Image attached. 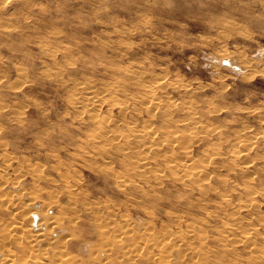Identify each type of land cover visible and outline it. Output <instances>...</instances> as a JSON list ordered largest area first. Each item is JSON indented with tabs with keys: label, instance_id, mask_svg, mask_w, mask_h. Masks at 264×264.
<instances>
[{
	"label": "rangeland",
	"instance_id": "obj_1",
	"mask_svg": "<svg viewBox=\"0 0 264 264\" xmlns=\"http://www.w3.org/2000/svg\"><path fill=\"white\" fill-rule=\"evenodd\" d=\"M8 2L4 10H0V19L5 26V28H0L2 30H0V145L3 144V147L0 146V180L5 181L2 184L0 182V196H3L0 201L8 200L9 202L11 200L10 205L14 202L12 207L17 215H20L24 208V210L27 209L28 212L24 213L26 214L24 218L31 220V223H37L44 212V210L41 212L42 208L44 209L43 202L54 200L49 199L50 192H57L59 202L57 199L56 203H62L61 206L64 208L69 207L63 181L67 177V180L76 182L74 189L81 191L78 194L77 204L74 203V207L77 205L78 209H75L78 212L74 208L73 212H71L72 209H66L67 213L63 215L64 218L67 217L64 221L74 219V227L67 231L71 235L68 241V250L71 254L76 256L79 254V257L88 259L91 245L94 246L97 242L95 235L97 231L92 221L90 222L94 216L91 215L92 209L96 208L94 213H98L97 210L100 209L91 205L96 200L112 201L113 199V202H116L117 214L112 219L113 222L117 219L118 224L120 222L119 229L121 228L122 231L127 222L140 228L144 221L145 225L147 222H152L156 233L160 231L163 222L171 224L168 225L171 230L174 228L177 230L175 215L182 214L184 211L181 209L189 212L188 208L183 205L186 195L178 183H173L171 179H168L170 178L168 175L164 176L159 183L156 181L153 173L155 167L159 165H150L152 166L150 171L154 169L152 174L137 177L129 174L128 168L127 170L125 168L127 166L124 165L130 159L132 160L131 156L113 154L102 158L93 154L96 152L94 149L99 148L100 150V147L92 146L87 142V137L90 138V134H94V125L89 122L88 114L81 113L82 109L71 106L66 99L68 94L75 92L78 86L85 83L91 84L95 87L94 94L101 96L96 88H102L106 83H112L115 80L124 81L123 89L120 88L115 93L103 94L105 99L102 106L96 111L93 110L100 116L105 114L112 117L111 119L116 120L115 124L121 129H124L128 120L131 121L129 115L132 114L125 115L127 120H124L123 125L118 106L110 104L112 103L111 98L117 96L118 99H124L132 94L138 95V92L143 93L142 86L137 81L134 82L135 76H137L136 80L139 79L138 77L141 79L142 76L137 75L140 72L145 75L143 76L145 79L150 80L155 75L156 78L160 76V79L165 80L162 81L166 84L168 94L162 96L157 92L162 100L166 99L165 102L173 105L172 102L176 101L175 106L178 104L187 109L186 105L183 106L186 103H179L195 101L193 102L195 109L192 111H198L195 114L199 115L195 116L209 124L214 131H222L225 136L223 139L233 138L237 133L244 132L245 128L250 137L264 133V0H8ZM65 48L68 50L66 51ZM16 66L21 69L18 71L19 74ZM122 67H130L137 74L134 73L135 76L128 77ZM57 68L60 69V76L55 74L57 73L55 70L58 71ZM133 77H135L134 81ZM169 83H172L174 87ZM180 86L182 89L179 88L178 91ZM187 87L188 91L194 90V92L185 94L182 90ZM125 94L127 95L124 96ZM134 106L140 110V113H135L139 115L134 117L139 120H135V126L142 128L141 123L149 117L142 112L140 105L135 104ZM212 107L213 110H211ZM177 109H179L178 106ZM212 111L215 113L209 114ZM181 113L178 114L175 111L173 116L165 117V119L163 117L159 119L160 116L155 117L151 127L161 134L162 128L167 124L173 125L176 121H181L176 122L175 125L180 126L176 133L182 134L186 130H183L181 124L187 118L184 117V112ZM202 115L206 120L202 118ZM179 116L183 118L180 119ZM164 120L171 121L167 123ZM196 129H198L196 131H202L199 128ZM200 133L199 140L184 143L189 145V150L191 149L189 154H193L191 161L196 162L199 158L203 160L205 157L201 158V155L203 156L207 149L218 154L216 165L222 161L223 166L227 167L222 168V164H219L220 167L216 166L218 169L216 168L215 173H210L211 178L208 177L210 179L207 180L209 183L206 185L215 187L210 188L211 191L216 189L209 194L208 209L214 210L213 205L216 203L214 200H220L222 197L220 195H227L226 198H230L232 203L240 201L237 203L247 204L253 200L249 204L257 203L255 205H258L259 214L253 211L250 213L252 218L249 219L254 222L253 224H257V219L264 216L262 142H258L254 145L256 147L253 146L254 148L247 151L249 157L253 156L250 157L252 165L249 164L252 171L248 169V174L241 176L240 173H233L228 169L231 162L227 157L225 158L226 152L228 154L230 150H238V147L232 146L231 141H223L221 144L223 139L214 136L210 140L215 142L212 141L211 144L207 136L204 135L206 137L204 138L202 132ZM216 140L220 142L217 143L219 148L216 147ZM215 149H218L219 153ZM171 153L177 154L179 150L175 147L174 150L168 152V156ZM222 154H224L223 157ZM4 158L11 159L9 166H5ZM59 159L60 162L57 161ZM26 164L30 168L40 164L45 179L34 181L30 174H25ZM161 164L158 168L164 167L163 163ZM56 167L58 169H55ZM108 170L110 173L125 175L127 178L132 176L131 179H134L137 188L129 186L127 190L131 194L127 197L116 185L115 176L117 175L108 174ZM218 173L223 174L218 177L220 180L227 177L226 180L228 179V183L232 180L231 183H227L228 185L219 183L220 181L215 176H218ZM249 174L253 180L249 178ZM33 183L39 185L41 192L37 194V198L29 201L28 197L33 193L32 190L38 189V186ZM248 184V187L252 188L250 192L257 191L253 194L255 196H249L245 192L244 188L247 189ZM259 190H263L262 193ZM193 195L198 197L196 193ZM246 196L250 198H245ZM84 199L88 202L94 199L95 202L93 200L88 203ZM244 199L247 200L244 202ZM81 200L84 202L82 203ZM119 202L120 205H118ZM57 210L56 205H50L47 213L45 212L46 218L50 215L58 217L60 214ZM250 211L251 209L244 213ZM192 212L191 214L198 215L195 219L196 223L199 222V217L202 216ZM122 213L128 215L123 216ZM0 217L7 219V214L0 210ZM39 224L41 229L48 228L45 227L47 223L43 221ZM218 227L220 228V225ZM182 229H184L183 225ZM63 230L57 228L55 232L59 235ZM249 231L245 232V235H251ZM89 233L92 234L89 235ZM110 235L112 236L113 233ZM92 239L95 241L91 242ZM40 249L42 248L39 247L38 251ZM242 249L239 247L238 250V254L242 256V261L238 264H248L246 257H250L249 253ZM49 252L52 254L51 250ZM100 254L102 258L103 255L101 252ZM177 254V250L172 254L171 258L174 263L178 259ZM235 256L228 255L229 258H235ZM231 261L234 262V260ZM188 262L185 264H189ZM232 262L231 264H237ZM13 264L19 263L14 262Z\"/></svg>",
	"mask_w": 264,
	"mask_h": 264
},
{
	"label": "bare ground",
	"instance_id": "obj_2",
	"mask_svg": "<svg viewBox=\"0 0 264 264\" xmlns=\"http://www.w3.org/2000/svg\"><path fill=\"white\" fill-rule=\"evenodd\" d=\"M7 3L9 4L8 0H0V10H4L5 5L7 6ZM6 26H7V24H6ZM0 28H5L4 23L1 22V19H0ZM7 28H8V26H7ZM65 47H67V45ZM65 50L67 51L68 49L65 48ZM50 57H52V56H50ZM124 67H122V68H124ZM244 67H246V66H244ZM15 68H17V66ZM57 69H58V71H56L54 69L55 72H57L55 74L59 75L60 69L59 68H57ZM19 70H21V69L16 70L17 73ZM142 71L143 70H141V72ZM49 73L50 72H48V74ZM124 73L128 77L133 76L134 73L137 74L130 67L124 68ZM142 73H145V72H142ZM150 73H149V76L152 74V73L151 74ZM55 74L53 72L54 77H56ZM154 74H155V72H154ZM158 74H160V73H158ZM158 74H156V76H158ZM20 75H22V74H20ZM53 75H52V77H53ZM137 75L142 76L141 79H140V77H138L139 79L136 80L137 76L134 75L136 78L133 77V81L135 78L134 82L137 81L142 86V88L144 89V91H142L143 93H140L137 91L138 95L132 94L131 96L129 95L130 97H127V98L124 97V99L123 98L118 99L117 96L112 97V98L109 97V98H111V102H112V103H110V102L109 103L111 105L118 106V113L121 116V117L120 116H118V117H120L121 120H123V125H124V120L127 117L125 115L126 114L127 115L132 114V115H129L131 121L128 120L126 122V124L124 125L125 126L124 129H121L120 127H118V125L115 124L117 121L114 119H111L112 117H108L105 114H104V116H102V114L100 116L97 112L95 113L93 111V110L96 111L97 108H100L102 106L104 99H105V97L103 98V96L105 94H111L113 92L115 93L120 88L123 89V87H124L123 82L124 81L122 82V81L115 80L114 82L112 81V83L111 82L106 83L104 85V87H102V88H99V89L96 88L97 92H99V94H101V96L94 94L95 87H93L91 84L85 83L83 85L78 86L75 92L73 91L72 93L68 94L66 99H67V102H69V104L71 106H73L77 109H82L83 112H81V113H86V115L88 114L87 118H88L89 122H91V124L94 125V128H93L94 134L89 133L91 137L90 138L87 137L88 141L86 140L92 146L100 147V150L98 147H96V148H98V150L94 149L96 152H93V154L98 155L102 158H106V157L111 156L113 154L114 155L119 154V155H122L125 157L131 156L132 160L131 159H130V161L128 160L129 162L125 163L124 165L127 166L125 168H126V170L128 168L127 171L129 172V174H131V175L133 174L137 177H142L143 175L147 176L148 174H152L154 169H153V171H150V170H152L151 169L152 166L150 167V165L154 164L156 166H158V165L161 166L162 165L161 163H163V165H164L163 168H158L159 166L155 167L157 170L155 169V172L153 173V175L156 177V179H157L156 181H158V183H159L164 176L168 175V177H170L168 179H171L173 183H178L179 186H181L183 188V192L186 195V197H185L186 199H184L185 201H184L183 205L186 208H188L189 212H185L184 209H181L184 211L183 213L185 215L183 213L180 215H175L174 220L176 219L175 225H176L177 230L175 228L173 229L174 231L171 230L170 227L168 228V225H171V224L166 223L167 224V226H166V224H164V222H163V225L159 224V226L161 225L162 227H161L160 231L158 233H156L157 231L156 232L154 231V225L152 224V222H147L145 225L144 224L145 221H144L142 223L143 226L141 225L140 228H138V227L136 228L132 225V223H130L131 222L130 221L129 222L130 224H128V222H127V224L123 222L124 224H126V227H124V230L122 231L121 228L119 229L120 222H119V224L116 223L117 219H116V222H113L114 216L117 214L116 213L117 208H116V204H115L116 202L114 203L113 199H112V201L105 199V200H101V201L96 200V202H95V200L93 199L95 203H92L91 205L94 206V208L95 207L100 208L99 209L100 211L97 210L98 213L93 212V211L96 212V208L94 210L92 209L91 215H94V216L92 217V220H90V222L92 221V224L94 225V228L97 231V232H95V235L97 237V242L94 246L91 245V248H90L91 252L89 254L90 256L88 257V259L87 258L83 259V258L79 257L78 256L79 254L77 256L74 254H71L70 251L68 250L69 249L68 241L70 240L69 237L71 235L67 231H69L70 229H72L74 227V219H68V220L64 221V219H66L67 217L64 218L63 215L64 214L66 215V213H67L66 209H68V210L72 209L71 212H73L74 211L73 208L75 209L77 207V205H76V207H74V203L77 202L78 194H80L79 193L80 190L77 191L76 190L77 188L74 189V187H75L74 184L76 182H71V181L67 180L66 179L67 177L64 178L65 175L63 174L64 175L63 184H64V187L66 188V192H67L66 195L68 196L67 199L69 200V207L67 206V208L66 207L64 208L63 206H61L62 203H59V204L56 203V201L58 199V195L56 194L57 192L56 193L50 192V196H49L50 198L49 199H54V200H49L47 202L46 201L43 202L44 203L43 204L44 209L42 208L41 212L44 210V212H43L44 214L42 213V215H41L40 219H38L37 223L36 222L31 223L32 222L31 220L29 221L26 218H24V215H26L24 213L28 212L27 209L24 210L25 208L22 210V212H21L22 214L20 213V215H17L15 213V210L12 207V205L14 203L13 199H12L13 203H11L12 205H10V203H9L11 200L9 202H8V200L0 201V210H3L7 214V219H2V217H0V227H2L0 229V264H13L14 262H18L19 264H185L188 261H190V263L188 262L189 264H231V262H232L231 260H234V262H232V263L238 264L242 261V256L238 254L239 253L238 252L239 247H242L243 248L242 250L244 252L249 253L250 257L249 258L246 257L248 264H264V216H263V218L259 217L257 219V221H258L257 224L256 223L253 224L254 222L251 219H249V218H252V217H250L251 212L257 211V213H258V211H259L258 205H255L257 203H254V205L249 204L250 202H253V200L251 199L252 201H250L249 203L246 202L247 204L237 203L240 201H236L235 202L236 204H235L234 202L232 203L230 198L229 199L226 198L227 195H220V196H222V197H220V200H218V201L214 200V202H216L215 205H213L214 210L210 211V209H208L209 208L208 207L209 194H210V192L215 191L216 189L215 190L213 189L211 191L210 188H215V187L207 186L206 183H209L207 180H209L211 178L210 173L214 172L216 170V168L219 166V164H222L221 163L222 161L218 158L221 162L216 165V158H217L218 154L212 152L211 149H210L211 151H208L206 149V151L203 153V156L201 155V158L205 157L203 160H200V158H199L200 161L197 160L198 162L197 161L192 162L191 157L193 154L192 153H191L192 155L189 154V151L191 149L189 150V148H190V147L188 148L189 145L184 144V143H187L188 141L193 140L192 142H194L195 140H199L201 138L199 136V134H201L200 132H202L203 136L204 135L207 136V139H209V140L211 138H213L212 136L217 137L218 139H223V137H225L222 134L223 132L220 131L221 132L220 133L219 131H214L213 128H211V126L209 124H207L206 122H203V120L201 118L195 116L198 114V113L195 114V112H198V111H192L193 109H195L194 108L195 106L193 103L195 101H191L192 103L190 101H188V102L184 101V102L179 103V104L186 103L183 105V106L186 105V107H187V109H186L185 107H182L181 105H178V104L175 106L176 101H174L175 103L172 102L173 103V105H172L170 103L165 102L166 99H165V101L162 100L161 96L157 95V92L161 93L162 96H164V95L168 94V91H166V84H164V82H163L165 80L160 79L161 78L160 76H158L156 78L154 75L155 79H154V77H152L149 80V79H145L143 77L145 75L140 74V72ZM149 76H147V77H149ZM129 79H132V78H129ZM139 84H137V85H139ZM171 84L169 83L170 86H171ZM172 86H173V84H172ZM179 88H181V86L178 87V91H179ZM184 88H186V85ZM173 89H175V88H173ZM182 91L185 92V94H187L189 92L192 94V92H194V90H192V92H191V90L188 91V87H187V89H183ZM169 93H171V91H169ZM126 95L127 94H125L124 96H126ZM112 96H114V95H112ZM165 97H168V96H165ZM170 100H171V98H170ZM108 101H110V100H108ZM135 104L140 105L142 112L145 113L149 117L147 120L144 119V122H145V123L143 122L144 124L141 123L142 128H139V127L137 128L135 126V124H136L135 120L139 121L137 118L136 119L134 118V117L139 116V115H135V113H140L139 112L140 110L134 106ZM177 106L179 109H177ZM214 109H216V108H214ZM11 110H12V108H11ZM211 110H213V107L211 108ZM175 111L178 112V114H179V112L185 113V116L184 115L183 116L186 117L187 119H186V121L182 122L181 126L184 128L183 129L184 131L186 130V132H183L182 134H177L178 132L176 133V130H179L178 128L180 126L175 125V123L177 122V121L175 122V120L178 119L180 116L178 118H176L175 120H173L175 122L173 125L167 124L168 122L170 123L172 118L168 122L166 120H164L167 122L164 124L165 125L167 124V125L165 127L162 126L163 131L161 130V132H162L161 134H158L157 131L153 130L151 125H153V119L155 117L160 116L159 119H161L162 117L165 119V117L173 116ZM213 112L214 111L210 112L209 114H211ZM202 113L208 114L207 112H202ZM108 115L111 116L110 114H108ZM143 115L144 114H142V116ZM197 116H199V115H197ZM203 116L204 115H202V118L205 117V116L204 117ZM182 118L180 117V119H182ZM140 121H141V119H140ZM159 121H161V120H159ZM207 122H208V120H207ZM159 123L161 124V122H159ZM263 123H264V120H263ZM154 127L156 128V126H154ZM196 128H199V130H202V131H196V130H198ZM245 129L243 130L244 132H242L240 134L237 133L235 136H233V138H231V137L224 138L221 141V144H223V141H225V142L231 141L232 146L236 145L238 147V150H236V149L233 151L230 150L231 152L230 153L228 152V154L226 152L225 158L227 157V159H229V161L231 162L228 169L233 173H235V172L240 173L241 176L247 175L248 169L250 171H252L249 168V166L252 165L251 164L252 159L250 158L252 155L249 157V155H248L249 152L247 153V151L256 147L254 145L257 144L258 142L260 143V141H261L262 142L261 145H263V146H262V149H261V147H260V149H261V153H262V151L264 153V133H262L261 135L259 134L260 136L250 137L249 133L246 131L247 129L246 130ZM181 132H179V133H181ZM205 136H204V138H206ZM212 141H211V144H212ZM192 142H190V144H192ZM207 142H209V141H207ZM213 142H215V141H213ZM217 143H220V142H218L216 140V144ZM211 146H213V145H211ZM214 146H216V145H214ZM1 147H3V144ZM175 147H177V149L179 150V153H177V154L171 153V155L169 154V156H168V152L174 150ZM216 147H218V144ZM203 150H204V148H203ZM257 151H258V149H257ZM85 152H86V150H85ZM220 154H221V151H220ZM220 154H219V156H220ZM250 154H251V152H250ZM196 155H197V153H196ZM223 156H224V154H222V157ZM109 158H111V157H109ZM119 158H121V157H119ZM193 158H196V157L193 156ZM225 158H224V160H225ZM218 159H217V161H218ZM3 160H4L5 166L10 165L9 163H10L11 159L4 158ZM57 161L60 162V159ZM109 163H110V161H109ZM225 163H227V161ZM111 164H112V162H111ZM223 164H222V166H223ZM228 164H226V165H228ZM26 165H27V168H26L24 173L30 174L34 181H38L40 179H45V177H43V174H42L43 169H41L40 164L39 165L36 164L35 166H33L31 168L29 167L28 164H26ZM100 165H101V163H100ZM57 166H59V165H57ZM108 166H110V165H108ZM225 167L226 166L224 165L222 168H225ZM106 168H105V170H106ZM109 168H111V167H109ZM55 169H58V168L56 167ZM99 169H100V166H99ZM110 171L108 172V174L113 173V174L117 175L116 172L110 173ZM2 173H4V172H2ZM219 173H221V172H219ZM250 173L252 174V172H250ZM65 174L67 175V173H65ZM122 174H124V173H122ZM129 174L127 173L128 176H130ZM63 175H61V177ZM221 175H223V174H219L218 176L215 175L216 179H218L220 181L219 183H221V184L222 183L227 184L228 183V179L226 180L227 177L221 178V180H220V178H218ZM235 175H237V174H235ZM240 175H238V176H240ZM113 177H114V175H113ZM208 177H210V178H208ZM115 178H116V182H117L116 183L117 187L119 188V190L122 193L126 194V196L131 194L128 192L129 190H127V188L129 186H134V188L136 187L134 179L133 180L131 179V178H133L132 176H131V178L130 177L127 178V176H125V175H123V176L117 175V176H115ZM145 178H147V177H145ZM241 178L242 177H240V179ZM249 178H251V175L249 176ZM3 179H4V177H3ZM61 180H63V179L61 178ZM205 180L207 182H205ZM212 180H214V179H212ZM212 180H211V182H213ZM251 180H253V179L251 178ZM231 181L229 180V183H231ZM0 182H1V180H0ZM4 182L5 181L1 182V184ZM152 183H155V182H152ZM33 184H36L38 186L37 187L38 189L36 190V188H35V191H37V192L32 190L33 193L31 192L32 194L29 195V197H28L29 201L37 198V194L39 195L41 192V188H39V185L37 183H33ZM137 184H139V183H137ZM209 185H212V184H209ZM248 186H249V184L247 185V187ZM139 188H140V186H139ZM182 188H180V190ZM248 188H249V190H248ZM248 188L247 189L244 188L246 190V191L245 190L244 191L249 196H251L257 192L256 190H255V192H252V191L250 192V189L252 190V188L251 187H248ZM21 189H22V187H21ZM130 189H132V188L130 187ZM176 189H177V187H176ZM230 189H232V187H230ZM140 190L142 191L141 188H140ZM263 190H259V191L261 192ZM30 191H31V189H30ZM174 191H176V190H174ZM19 192H20V190H19ZM260 192H259V194L262 193V192L261 193ZM143 193H144V191H143ZM195 193L198 195V197L193 195L195 197L194 198L192 196V194H195ZM17 194H19V193H17ZM166 194H168V193H166ZM220 194H221V192H220ZM222 194H226V193H222ZM218 195H219V192H218ZM138 196H140V195H138ZM214 196H215V194H214ZM249 196H246L245 198H247ZM253 196H255V195H253ZM2 197L0 196V198H2ZM216 198H218V197H216ZM163 199H164V197H163ZM14 200H16V199H14ZM93 200H91V201L93 202ZM152 200L154 201L155 199H152ZM245 200H247V199H244V202H245ZM263 200H264V198H263ZM84 201H87V200L84 199ZM84 201L81 200L82 203ZM91 201H89V202L91 203ZM211 201H209V202H211ZM58 202H59V199H58ZM87 202H85V204ZM133 202H134L133 204L136 205L135 201H133ZM136 202H138V200H136ZM22 203H21V206H22ZM52 204H54V206L55 205L57 206V209H58L57 212H59L60 215L58 214L59 215L58 217L50 215L48 218H46L45 212L47 213V211L49 210V206ZM85 204H83V205H85ZM128 204H130V203H128ZM146 204H148V203H146ZM118 205H120V202ZM131 205H132V203H131ZM18 206H20V205H18ZM22 207H24V206H22ZM25 207H26V205H25ZM85 208H87V207L85 206ZM76 209H78V208H76ZM83 209H84V207H83ZM89 209H91V206ZM250 209H251L250 212L244 213V211L250 210ZM143 210H144V208H143ZM146 210H148V209H146ZM76 211L78 212V210H76ZM149 211L151 212V210H149ZM167 211H170V210L167 209ZM192 211H194L195 213L200 214V216H202L201 218L199 217V220H200V221L198 220L199 222L196 223L195 217H198V215L191 214V213H193ZM145 212H148V211H145ZM171 213H169V214H171ZM122 214H123V216L128 215L125 213H122ZM221 214H223V216ZM120 216L122 218V215H120ZM112 217H113V219H112ZM71 218H75V217H71ZM189 218H191V220H189ZM254 219H255V217H254ZM41 221H43V223H47L45 227H48V228H46V229L39 228V225H40L39 223H41ZM146 221H148V219ZM182 225L184 226V229H182ZM219 225H220V228L218 227ZM33 228H35V229H33ZM57 228H59V230H61V229L62 230L64 229V230H63V232H60L59 235H57L55 232ZM248 230L251 231V235L248 234L249 236L247 234L245 235V232H247ZM71 231H73V230H71ZM111 233H113L112 236L110 235ZM90 234H92V233H89V235ZM94 239H92L91 242ZM238 245H241V246H238ZM80 246H81V244H80ZM82 246H83V244H82ZM39 247L42 249H40L38 251ZM87 247L89 248L90 245ZM49 250L52 251V254H50ZM176 250L178 251V254H177L178 259L174 263L171 257H172L173 252ZM80 252H81V250H80ZM100 252L103 255L102 258H101ZM111 255L114 258L111 257ZM228 255H231V256L236 255V256H235V258L234 257L229 258ZM238 255H239V257H237ZM15 260H17V261H15Z\"/></svg>",
	"mask_w": 264,
	"mask_h": 264
}]
</instances>
